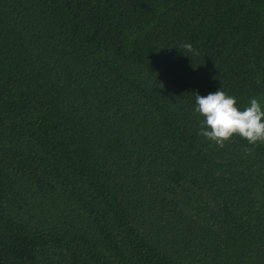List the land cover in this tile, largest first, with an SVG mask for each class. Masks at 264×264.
Listing matches in <instances>:
<instances>
[{
  "label": "trees",
  "instance_id": "trees-1",
  "mask_svg": "<svg viewBox=\"0 0 264 264\" xmlns=\"http://www.w3.org/2000/svg\"><path fill=\"white\" fill-rule=\"evenodd\" d=\"M218 89L264 105V0H0V264H264V144L198 134Z\"/></svg>",
  "mask_w": 264,
  "mask_h": 264
},
{
  "label": "clouds",
  "instance_id": "clouds-1",
  "mask_svg": "<svg viewBox=\"0 0 264 264\" xmlns=\"http://www.w3.org/2000/svg\"><path fill=\"white\" fill-rule=\"evenodd\" d=\"M181 47L193 52L191 44ZM236 105L235 97L220 89L207 96L195 94V113L202 118L198 134L221 149L235 137L252 146L264 144V105L257 98L243 110ZM250 153L251 149L245 150Z\"/></svg>",
  "mask_w": 264,
  "mask_h": 264
}]
</instances>
